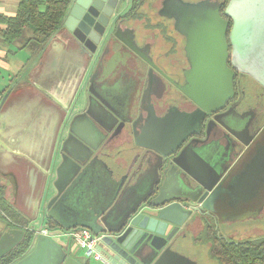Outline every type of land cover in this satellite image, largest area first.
<instances>
[{"label":"water","instance_id":"obj_1","mask_svg":"<svg viewBox=\"0 0 264 264\" xmlns=\"http://www.w3.org/2000/svg\"><path fill=\"white\" fill-rule=\"evenodd\" d=\"M117 8V0H71L63 25L90 56L86 78L91 75L98 48L112 32ZM224 14L233 21L229 32L231 53H228L225 37L228 22L224 20V38L223 35L217 38L210 32L199 39L198 70L193 81L189 79L190 86H179L202 112L224 108L233 95L234 70L228 66L229 57L234 68L248 74L264 88V0H229ZM132 33V29L118 25L115 36L153 66L147 53L131 40ZM96 72L91 83L99 77ZM103 90L107 92L108 87L104 85ZM91 94L102 100L105 96L92 90ZM92 106L93 102L88 113L95 118L93 112L90 113ZM107 109L113 113L114 123L119 119L121 124L129 122L122 119L118 103L107 104ZM219 115L215 120L224 127L229 145H223L218 138L212 144L194 147L187 144L174 155L184 137L181 136L168 152L150 141L144 145L146 152L140 159L141 164L137 167H133L135 162L130 164L129 172L120 179L114 177L117 171L108 169L107 163L100 158V155H112L93 153L92 146L79 137V142L91 153L85 155L82 148L74 145L68 150L62 149L53 182L56 194L46 203V216L63 228L82 226L102 234L100 250L112 264H185V261L197 264L173 250L176 234L192 213L182 200L188 199L201 204L202 208L214 210L218 193L224 192L228 198L227 215L237 218L244 215L243 211L248 215L264 207V140L256 142L254 149L248 150L245 155L250 153L229 169L241 153V149L235 152L236 143L250 146L262 129L249 134L248 122H244L247 113L234 114L230 109L221 114L230 117L227 120ZM118 134L112 132L107 141ZM229 135L235 138V143ZM261 138L264 139V132ZM121 157L120 154L115 157L119 163L117 167L123 166ZM258 193L262 196L258 197ZM256 196L258 200L250 205ZM24 234L25 231L14 229L0 232V260L20 244ZM70 263L79 264L53 237L34 233L30 248L13 264Z\"/></svg>","mask_w":264,"mask_h":264},{"label":"crops","instance_id":"obj_2","mask_svg":"<svg viewBox=\"0 0 264 264\" xmlns=\"http://www.w3.org/2000/svg\"><path fill=\"white\" fill-rule=\"evenodd\" d=\"M155 5L160 8L162 0H155ZM17 8L18 0H0V14L14 16ZM5 27V24L0 23V185L4 187L5 198L29 220V229L35 233L34 231L46 223V203L56 194L53 182L63 148L68 150L72 145L79 146L85 155L90 154V149L87 150L78 140L79 137L84 139L92 146L93 153L112 155L103 156L101 159L107 163L108 169L118 172L113 175L119 178L130 164L135 162L136 167L141 164L140 159L144 154L143 149H146V143L154 142L160 150L171 148L181 137L182 131L180 129L170 132L164 129L162 126L170 122L168 118L160 121L146 120V123L143 120L142 129L139 128L134 135L124 131L108 142L107 138L112 133L97 134L85 123L88 121H85L82 125L83 131L80 130L79 134L71 138L66 137L67 134L63 131L64 116L71 112L69 108L75 101L77 103L74 111L85 106V95L79 94V91L86 81L85 70L90 61L88 52L80 48L69 36L64 25L37 53L28 47L20 48L19 41L6 44L1 34V29ZM147 67L148 65L134 54L125 50L116 51L109 61L103 64L96 81L101 85L108 83L111 94L124 102L127 96L132 95L131 105H128L130 110L126 108L130 113L134 105L138 104L140 83L144 82ZM116 97L114 96V99ZM92 98L94 99L93 96ZM88 99H91V96ZM88 120L100 124L90 114ZM152 135L155 137L151 138ZM119 154L122 156V167H117L119 163L115 161ZM184 207L188 209L185 205ZM243 213L244 215L238 217L249 218L256 215L264 221V207L248 215L245 211ZM230 218L237 217L228 213L226 219ZM37 219L40 220L39 227L33 225ZM187 228H182L176 234L177 240L173 250L179 252L186 260L197 263L186 245L190 237L193 239L190 227ZM7 229L24 231L18 225L7 226L0 216V232ZM253 229L263 232L257 226ZM53 238L77 263L92 264L73 241L64 236ZM182 249L186 252H182ZM185 264L189 263L185 261Z\"/></svg>","mask_w":264,"mask_h":264},{"label":"flooded vegetation","instance_id":"obj_3","mask_svg":"<svg viewBox=\"0 0 264 264\" xmlns=\"http://www.w3.org/2000/svg\"><path fill=\"white\" fill-rule=\"evenodd\" d=\"M185 3H196L199 6L195 9L196 11L192 17L185 18L184 16L187 14L184 13L186 12L180 10V7ZM117 7V16L112 32L108 35L104 44L98 48L97 58L94 66H92L94 70L92 69L91 75L86 78L79 91V94L83 93L85 95V106L83 105L81 109L74 111L77 103L75 101L69 108L71 112L69 111L70 113L64 116L63 131L67 134L66 137L71 138V136L79 134L80 130L83 131L82 125L85 121H88L85 123L97 134H107L114 131L120 134L127 131L134 135L139 128L142 129L143 120L146 123L151 119L160 121L168 118L170 122L162 127L170 132H177L181 129V136L185 138L174 153V155H178L186 148L187 144L191 147L201 146L212 144L220 138L223 145H229L228 138L224 136L227 133L224 127L215 120V116L220 114L219 118L227 120L230 117H224L221 114L231 109L234 114H248L244 122H248L250 135H253L259 129L262 130L257 137L255 136L256 138L253 139L250 146L245 147L239 142L236 143L235 152L241 149V153L235 158L229 169L234 167L248 150L252 151L251 149H254L256 142L259 143L264 140L261 138L264 132V88L251 76L234 68L230 57L227 63L234 70V92L226 101L224 108L215 112H202L199 106L185 95L179 87L190 86L192 83L191 81L189 83V79L193 81L194 74L198 70L196 59L198 57L199 39L210 32H214L217 38L223 35L224 20L228 22L225 37L228 53H231L230 31L228 32V30L231 29L233 21L230 23V20L224 17V0H162L160 8L156 7L155 0H117ZM118 25L132 29L131 40L147 53L153 66L135 54L122 39L115 36ZM127 33L128 31L123 34L126 35ZM125 35H123L124 38H126ZM123 50L134 54L148 65L145 70L144 82L140 83L141 90L137 99L138 104L134 105L133 111L130 113L127 110H130L128 105H131L130 98H132V95L128 94L129 96H127L125 102L120 100L118 96L115 100L114 97H110L111 88L108 83L105 85L108 87L109 92L103 90L104 85H101L98 81L95 80L94 83H91L94 71L96 70L98 75L103 64L109 61L111 55L116 51ZM91 90L104 94L106 100H102V98H94L93 100ZM90 96L91 99H88ZM92 102L93 106L90 113L92 111L95 118L104 124L103 126L88 120V109ZM112 102L119 104L121 109L119 113L122 119L129 120L128 123L121 124V119L117 123L115 122L116 124L114 123L113 113L107 109V104L109 106ZM175 120H177L176 123ZM229 138L233 143L236 142L232 135H229ZM171 148H163V151L168 152ZM145 152L146 149H143V153ZM101 157L103 156L100 155ZM210 163H213V158ZM135 166L136 164L133 167ZM128 172L127 169L124 173H121L118 179ZM220 180L223 181L224 177H221ZM260 196L262 195L258 193V197ZM258 197L256 196L254 200H251L250 205H253L252 203L257 201ZM182 203L192 210L190 218L182 228L188 227L187 229H189L190 227L189 230L193 234L194 241L203 243L202 237L204 235L207 239L204 243L211 248L213 245L211 229L216 231L215 237L221 240L224 239V232L219 227V224L224 223L228 216V198L224 192L218 193L214 201V210L202 208L201 204L188 199L182 200ZM54 221L58 223L56 220Z\"/></svg>","mask_w":264,"mask_h":264},{"label":"trees","instance_id":"obj_4","mask_svg":"<svg viewBox=\"0 0 264 264\" xmlns=\"http://www.w3.org/2000/svg\"><path fill=\"white\" fill-rule=\"evenodd\" d=\"M228 1L224 0V7ZM70 3L71 0H18V8L14 16L0 14V23L6 25L1 29L4 42L12 44L19 41L20 48L28 47L37 53L44 48L48 39L63 27ZM224 17L232 22L225 14ZM27 28H30L32 33L24 37ZM0 216L7 226L18 225L25 231L20 244L0 261V264H13L30 248L34 233L29 229V220L5 198L4 187L1 185ZM45 225L52 229L60 227L51 218H47ZM211 230L214 237L211 239L213 241L210 248L211 255L220 264H264V235L244 241H231L226 237L223 240L215 237L216 231ZM206 240L203 235L202 242Z\"/></svg>","mask_w":264,"mask_h":264},{"label":"rangeland","instance_id":"obj_5","mask_svg":"<svg viewBox=\"0 0 264 264\" xmlns=\"http://www.w3.org/2000/svg\"><path fill=\"white\" fill-rule=\"evenodd\" d=\"M199 6L195 4H183L180 7V10L185 11L187 14L184 17H192L195 13V9ZM32 33L30 28H27L24 33V37L29 36ZM16 43V42H15ZM39 219L33 223L35 227H39ZM260 227L263 232H258L253 227ZM218 227V225H217ZM220 229L224 232V237L231 241H244L248 239L258 238L264 235V221L262 219H258L255 216L247 217L241 216L238 218H230L224 220V223L219 224ZM8 230V229H7ZM186 245L189 246L190 254L196 259L197 264H220L219 261L211 255L210 247L206 243H198L193 241L192 237L186 241ZM80 249V248H79ZM83 253L84 251L80 249ZM182 252H186V250L182 249ZM7 255V254H6ZM90 262L92 264H100L99 262L91 259Z\"/></svg>","mask_w":264,"mask_h":264},{"label":"built area","instance_id":"obj_6","mask_svg":"<svg viewBox=\"0 0 264 264\" xmlns=\"http://www.w3.org/2000/svg\"><path fill=\"white\" fill-rule=\"evenodd\" d=\"M35 233H42L48 236H64L73 241V243L84 251V255L88 259H93L100 264H112L109 259L100 250V240L102 234H96L87 227L63 228L55 229L47 225H42Z\"/></svg>","mask_w":264,"mask_h":264}]
</instances>
